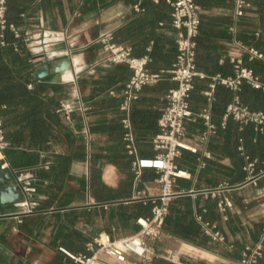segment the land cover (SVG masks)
<instances>
[{"label":"crops","instance_id":"obj_1","mask_svg":"<svg viewBox=\"0 0 264 264\" xmlns=\"http://www.w3.org/2000/svg\"><path fill=\"white\" fill-rule=\"evenodd\" d=\"M194 1L201 17L196 62L205 79L195 82L191 110L198 115L209 109L213 123L220 126L235 92L216 86L212 103L204 92L210 89L212 78L234 75L231 58L236 42L263 55L252 59L246 53L243 59L264 84V0H250L242 17L236 14L234 0ZM8 3L10 23L28 34V47L23 39L24 56L33 60L28 67L32 76L28 90H33L31 80H37L43 95L58 104L80 99L90 112L86 119L77 112L71 121L59 113L60 120L52 124L45 140L31 130H21L18 118L4 123L5 136H17L18 142L5 150L4 163L31 173L35 193L27 197L17 176L5 167L18 190L7 193L17 203L3 213L7 217L0 218V264H70L60 248L85 254L86 244L99 234H110L113 239L130 237L139 231L137 219L151 216L152 206L145 202L161 194L158 174L144 168L137 176L133 162L153 159L159 153L154 141L160 134L165 98L177 85L164 80L147 86L130 110L123 111L122 92L131 70L125 65L100 64L96 41L112 33L117 43L132 47L135 56L149 54L151 71L168 70L177 56L172 10L164 1L155 4L152 0ZM138 4L143 11L135 10ZM5 45L0 30V47ZM66 61L71 64L68 70L63 69ZM5 62L11 64L8 57ZM43 64L53 73L38 80L35 73ZM67 73L71 75L65 79ZM111 90L116 94L110 95ZM225 90L230 93L227 98ZM254 91L249 101L255 103L258 98L254 110L264 112V91ZM43 121L48 123L45 116ZM85 121L92 133L90 142L82 132ZM187 127L198 153L187 151L177 160L188 176L174 185L176 194L170 199L162 240L150 243L156 254L153 264H242L245 248L256 244L264 228V156L251 158L245 141L235 136L214 135L208 143H201V119ZM208 152L211 159L206 157ZM251 162L254 170H246ZM213 190H219L217 196L210 193ZM225 199L233 207L223 213L219 203ZM31 202L37 205L27 213L26 203ZM207 224L225 240L216 242L207 235ZM258 264H264V255Z\"/></svg>","mask_w":264,"mask_h":264},{"label":"built area","instance_id":"obj_2","mask_svg":"<svg viewBox=\"0 0 264 264\" xmlns=\"http://www.w3.org/2000/svg\"><path fill=\"white\" fill-rule=\"evenodd\" d=\"M155 4L164 1L172 10V27L176 33L177 56L174 64L168 70L162 72L151 71L148 66L152 59L149 54L138 57L133 53L130 46L119 44L115 41L112 33H107L98 38L96 43L100 46V64L125 65L131 70V77L126 84L122 96L124 102L121 106L123 111H129L133 102L139 99L140 93L145 86L153 85L164 76H170L176 82V87L171 89L166 95V106L162 110L159 121L160 134L155 138V149L159 152L153 159L137 158L133 162V170L137 176L142 174L144 168H152L158 174L156 182L161 186V194L158 198H152V215L148 218L140 217L137 219L139 231L126 238L113 239L110 234H99L86 244L85 254H73L65 248L59 250L70 260V264H153L155 251L151 246L152 241H160L163 238V227L165 219L169 213L170 199L176 194L174 185L178 179L186 178L187 172L180 169L177 160L184 152L198 153V148L188 138L189 122H196L198 119L203 121L204 129L200 134L199 141L203 144L209 142L210 138L218 134L219 128L225 130L229 119H233L241 127L254 125L255 130L264 134V112L253 111L245 106L238 96V92L244 82L255 89L264 91V84L252 69L244 65V54H250L251 58H263L258 51L249 49L241 42L235 43V55L231 62L234 66V75L230 77L216 76L212 78L210 89L204 92L209 103L215 100V88L218 85L235 92L234 100L228 104L223 115L220 127L212 122V115L209 109L203 110L200 114H195L191 110L190 99L195 82L197 79H205V75L198 71L197 57V38L200 33L201 17L200 8L194 0H152ZM236 14L244 16V9L251 6L250 0H234ZM6 0H0V28L5 30L7 27L18 39H24L28 34H23L15 25H8L6 19ZM135 10L143 11L140 4L135 6ZM26 46L28 43L25 40ZM30 62H33L31 60ZM29 88H33L30 84ZM110 95L116 92L111 90ZM79 112L84 119L88 118L90 107L80 99L76 103L61 102L58 113L63 114L66 120L71 121L72 116ZM125 126L130 127L129 120L125 121ZM87 142L92 139L90 126L85 121L82 130ZM130 138V135H127ZM6 140L3 123L0 121V161L3 168L7 167L17 176L23 192L28 197L35 193L34 176L25 171L8 166L4 163L5 150L10 147ZM243 151V148H240ZM134 154V150L130 151ZM206 157L211 159L212 154L206 153ZM247 159L249 157L247 156ZM255 163L251 162L245 168L253 171ZM217 196L219 190L210 192ZM36 202L26 203L27 213L33 212ZM233 207L229 199L219 203V209L225 213ZM7 217V216H4ZM3 218V217H2ZM216 242H223V235L208 224L205 230ZM264 255V228L259 240L253 246H247L243 252L242 264H258Z\"/></svg>","mask_w":264,"mask_h":264},{"label":"trees","instance_id":"obj_3","mask_svg":"<svg viewBox=\"0 0 264 264\" xmlns=\"http://www.w3.org/2000/svg\"><path fill=\"white\" fill-rule=\"evenodd\" d=\"M6 7V19L8 25H10L11 23L8 19V0H6ZM0 30L6 42L4 48L0 47V121H2L4 126V123L9 122L11 118H18L20 119L21 130H31V133L33 135L35 134L38 139L45 140V138H47L51 133L52 124L57 123L60 120V114L58 113L60 104H58V102L53 100L51 97L45 96L42 92H40V88L37 86V80H31L33 90H28L27 84L30 79H32V76H29L31 71H28V67L31 65L29 63H32L30 62L32 59L24 56V41L23 39H15L12 37L9 27L5 30L0 28ZM7 57L11 61L10 65L5 62ZM164 80H171V78L170 76H164L161 81ZM254 90L261 89H255L251 85L244 82L237 94L245 106L249 107L253 111H258L254 109L257 107L259 99L257 98V100L254 101L255 103H251L249 101V99L254 95ZM229 94L230 93L225 90L226 98L229 97ZM227 106L228 105H226V107ZM44 116L47 118L48 123L43 121ZM219 134H223L227 137L235 136V138L245 141V144L250 149L248 150L251 158L260 159L264 156V135L257 132L252 124L245 126L241 130L238 123H236L233 119H229L225 130L219 128L217 135ZM5 137L11 144L10 146L18 143L17 136L7 134ZM252 140H255L253 143L254 146H251ZM145 204H150L153 208L151 199L146 200Z\"/></svg>","mask_w":264,"mask_h":264},{"label":"water","instance_id":"obj_4","mask_svg":"<svg viewBox=\"0 0 264 264\" xmlns=\"http://www.w3.org/2000/svg\"><path fill=\"white\" fill-rule=\"evenodd\" d=\"M71 67L69 61L64 62L63 69L68 70ZM58 69H56V72ZM53 72L51 71L48 64H43L40 66L35 73V78L38 80H43L48 78ZM12 190H18L17 186H15L14 180L10 175L7 168H3V162L0 161V218L4 217L3 213H7L10 209L14 208L15 203L17 201L10 200L7 193Z\"/></svg>","mask_w":264,"mask_h":264},{"label":"bare ground","instance_id":"obj_5","mask_svg":"<svg viewBox=\"0 0 264 264\" xmlns=\"http://www.w3.org/2000/svg\"><path fill=\"white\" fill-rule=\"evenodd\" d=\"M71 74L70 73H67L66 75H65V79L67 78V77H69ZM2 156H1V154H0V158H1Z\"/></svg>","mask_w":264,"mask_h":264}]
</instances>
